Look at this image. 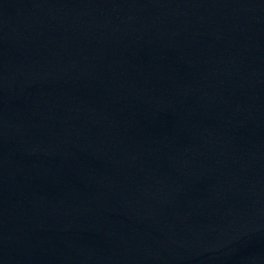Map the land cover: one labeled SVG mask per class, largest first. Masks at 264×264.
<instances>
[{
	"label": "water",
	"instance_id": "1",
	"mask_svg": "<svg viewBox=\"0 0 264 264\" xmlns=\"http://www.w3.org/2000/svg\"><path fill=\"white\" fill-rule=\"evenodd\" d=\"M0 264H264V0H0Z\"/></svg>",
	"mask_w": 264,
	"mask_h": 264
}]
</instances>
